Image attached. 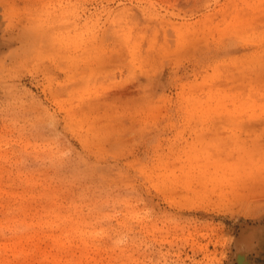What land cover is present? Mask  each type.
I'll list each match as a JSON object with an SVG mask.
<instances>
[{
    "label": "rangeland",
    "instance_id": "1",
    "mask_svg": "<svg viewBox=\"0 0 264 264\" xmlns=\"http://www.w3.org/2000/svg\"><path fill=\"white\" fill-rule=\"evenodd\" d=\"M263 210L264 0H0V264H231Z\"/></svg>",
    "mask_w": 264,
    "mask_h": 264
},
{
    "label": "bare ground",
    "instance_id": "2",
    "mask_svg": "<svg viewBox=\"0 0 264 264\" xmlns=\"http://www.w3.org/2000/svg\"><path fill=\"white\" fill-rule=\"evenodd\" d=\"M237 229L231 264H264V210L246 221H239Z\"/></svg>",
    "mask_w": 264,
    "mask_h": 264
}]
</instances>
